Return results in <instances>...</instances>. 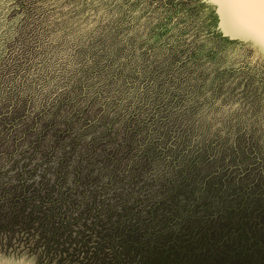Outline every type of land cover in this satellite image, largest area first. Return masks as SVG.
<instances>
[{
  "label": "rangeland",
  "instance_id": "1",
  "mask_svg": "<svg viewBox=\"0 0 264 264\" xmlns=\"http://www.w3.org/2000/svg\"><path fill=\"white\" fill-rule=\"evenodd\" d=\"M56 169L74 210H263L264 0H0V210Z\"/></svg>",
  "mask_w": 264,
  "mask_h": 264
},
{
  "label": "trees",
  "instance_id": "2",
  "mask_svg": "<svg viewBox=\"0 0 264 264\" xmlns=\"http://www.w3.org/2000/svg\"><path fill=\"white\" fill-rule=\"evenodd\" d=\"M143 140L147 163L155 147ZM62 172L43 195L21 189L11 210H0L1 245H22L42 264H264V207L167 210L171 192L150 210H74L60 191Z\"/></svg>",
  "mask_w": 264,
  "mask_h": 264
},
{
  "label": "water",
  "instance_id": "3",
  "mask_svg": "<svg viewBox=\"0 0 264 264\" xmlns=\"http://www.w3.org/2000/svg\"><path fill=\"white\" fill-rule=\"evenodd\" d=\"M254 3L256 4V1Z\"/></svg>",
  "mask_w": 264,
  "mask_h": 264
}]
</instances>
